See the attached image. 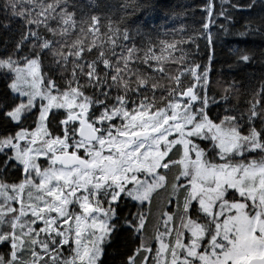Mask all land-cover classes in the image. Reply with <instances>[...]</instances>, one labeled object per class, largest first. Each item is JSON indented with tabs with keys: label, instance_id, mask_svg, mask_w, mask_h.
<instances>
[{
	"label": "snow or ice",
	"instance_id": "obj_1",
	"mask_svg": "<svg viewBox=\"0 0 264 264\" xmlns=\"http://www.w3.org/2000/svg\"><path fill=\"white\" fill-rule=\"evenodd\" d=\"M109 7L0 3V264H106L122 234L118 264H264V49L233 54L258 87L209 94L211 26L247 13L264 38V0H208L203 69L179 47L196 37L127 26L146 4Z\"/></svg>",
	"mask_w": 264,
	"mask_h": 264
},
{
	"label": "trees",
	"instance_id": "obj_2",
	"mask_svg": "<svg viewBox=\"0 0 264 264\" xmlns=\"http://www.w3.org/2000/svg\"><path fill=\"white\" fill-rule=\"evenodd\" d=\"M124 2H129V0H69V4L77 5L79 9L87 11L91 8L93 14L98 11L104 14L111 13L113 20H116L118 13L109 6ZM131 2L147 5L146 8L138 9L134 15H131L125 21L134 33L136 29H139L142 34L147 33L156 41L190 40V38L196 37L195 44L189 42L179 47L188 54L187 61L190 62L194 59L201 65V69L204 68L208 63L209 48L202 29V23L205 15L203 9L208 0H131ZM214 2L218 12L223 0H214ZM233 2H237V0H233ZM238 2L244 3L245 0H238ZM0 3H3V0H0ZM224 7L227 8L228 5L225 4ZM257 12H259V9H257ZM247 23V13L234 12L231 21L219 18L211 26L213 34L211 54L213 59L209 73L210 95L220 92L222 87H226L227 83L232 81L241 84L245 93L259 86L262 74L260 64L255 63L251 67L237 65L233 55L237 49L251 48L257 52L264 49V38L260 35L241 36L239 34L244 30L243 26ZM221 24H224L225 27H220ZM225 28H227V31H225ZM181 29L183 31H180ZM12 39V33L4 34L0 32V50L3 49L5 41L11 43ZM136 40L140 41L141 37L136 36ZM196 44L199 45L198 49ZM174 54L180 56L179 51ZM4 90L5 85L3 81H0V92ZM240 99L242 103L244 97L241 96ZM161 195L165 197L167 193L163 192ZM160 206L157 198L152 200V219L158 216ZM138 207L140 206L136 202H129L124 214L127 215L129 211L135 213ZM129 246L126 234H122L108 250V255L105 257L106 264H118L121 255L127 251Z\"/></svg>",
	"mask_w": 264,
	"mask_h": 264
},
{
	"label": "rangeland",
	"instance_id": "obj_3",
	"mask_svg": "<svg viewBox=\"0 0 264 264\" xmlns=\"http://www.w3.org/2000/svg\"><path fill=\"white\" fill-rule=\"evenodd\" d=\"M203 146V145H202ZM171 173L169 174V178H171ZM163 192H156V193H153V196H152V200H156V198L158 199V202H159V204L160 205H162V203H163V200H164V197L161 195ZM134 202V201H133ZM156 210H157V207H156ZM158 211H159V209H158ZM158 215H159V213H158Z\"/></svg>",
	"mask_w": 264,
	"mask_h": 264
},
{
	"label": "bare ground",
	"instance_id": "obj_4",
	"mask_svg": "<svg viewBox=\"0 0 264 264\" xmlns=\"http://www.w3.org/2000/svg\"><path fill=\"white\" fill-rule=\"evenodd\" d=\"M214 48V47H213Z\"/></svg>",
	"mask_w": 264,
	"mask_h": 264
}]
</instances>
